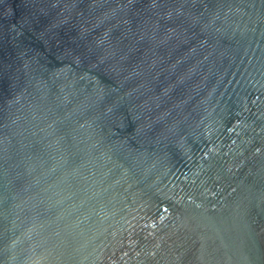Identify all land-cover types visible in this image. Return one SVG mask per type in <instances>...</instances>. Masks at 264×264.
I'll return each instance as SVG.
<instances>
[{"label":"water","instance_id":"obj_1","mask_svg":"<svg viewBox=\"0 0 264 264\" xmlns=\"http://www.w3.org/2000/svg\"><path fill=\"white\" fill-rule=\"evenodd\" d=\"M0 264H264V0H0Z\"/></svg>","mask_w":264,"mask_h":264}]
</instances>
